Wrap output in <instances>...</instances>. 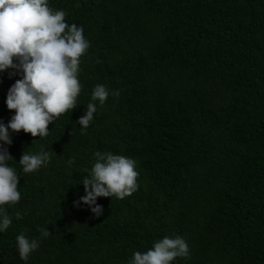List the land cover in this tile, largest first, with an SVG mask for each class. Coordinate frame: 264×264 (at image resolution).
Here are the masks:
<instances>
[{
	"label": "trees",
	"instance_id": "16d2710c",
	"mask_svg": "<svg viewBox=\"0 0 264 264\" xmlns=\"http://www.w3.org/2000/svg\"><path fill=\"white\" fill-rule=\"evenodd\" d=\"M84 28L77 106L46 137L21 130L6 145L21 200L5 208L0 264H128L165 236L183 237L171 264H264V0H49ZM0 73V120L20 74ZM97 84L109 96L89 127L77 123ZM119 90V96L112 95ZM51 153L24 173V151ZM137 161L138 190L99 197L103 214L74 201L95 153ZM72 163L69 165L68 161ZM19 210L22 219L14 213ZM39 228H48L42 237ZM23 232L39 240L27 262Z\"/></svg>",
	"mask_w": 264,
	"mask_h": 264
},
{
	"label": "clouds",
	"instance_id": "9594fccd",
	"mask_svg": "<svg viewBox=\"0 0 264 264\" xmlns=\"http://www.w3.org/2000/svg\"><path fill=\"white\" fill-rule=\"evenodd\" d=\"M64 10H53L49 0H0V73L12 69L20 74L7 91L6 106L15 110L10 120H0V233L12 225V216L5 208L21 200L18 190L20 176L9 164L13 159L6 145L13 143L12 134L23 130L33 137H46L49 124L61 114L77 106L81 92L78 75L81 57L90 47L84 28L68 24ZM112 95L119 96V90ZM109 96L106 85L97 84L91 92V101L77 123L86 130L94 120L97 101L103 105ZM96 161L83 177L85 195L74 205L89 206L96 216L103 214L99 197L124 199L138 190L137 161L112 152L95 153ZM51 153L24 151L19 160L24 173H32L46 166ZM71 165L72 161H68ZM17 220L22 213H14ZM42 237L50 235L48 228H39ZM39 247V240L28 238L23 232L16 236V248L25 262ZM190 247L177 235L165 236L153 243L145 252L135 251L128 264H171L177 257H187Z\"/></svg>",
	"mask_w": 264,
	"mask_h": 264
}]
</instances>
